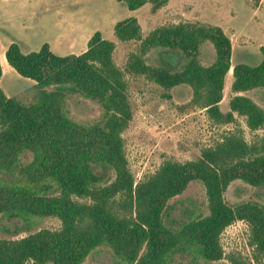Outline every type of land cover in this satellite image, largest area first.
I'll return each instance as SVG.
<instances>
[{
	"label": "trees",
	"instance_id": "16d2710c",
	"mask_svg": "<svg viewBox=\"0 0 264 264\" xmlns=\"http://www.w3.org/2000/svg\"><path fill=\"white\" fill-rule=\"evenodd\" d=\"M135 11L152 4L153 12L169 0H121ZM114 34L122 42L139 41L124 69L114 61L116 45L100 32L80 55L60 56L48 43L24 53L13 42L6 50L9 65L35 81L30 104L8 97L0 87V217L20 220L25 230L35 218L55 217L58 230L42 229L20 239H0V264H84L99 247L108 246L121 264H210L223 259L220 236L230 225L249 227L252 259L230 255L231 264H253L264 257V204H229L225 192L235 180L264 185V108L240 93L264 88V46L257 66L232 65V42L219 26L199 23L162 25L146 37L135 17L119 21ZM209 41L215 61L204 66L200 47ZM155 49L184 59L155 66L146 55ZM233 67L234 96L229 111L220 104L225 78ZM126 74L144 77L168 90L192 89L190 104L204 109L216 124H235L195 160H168L152 175L136 182L125 152L123 132L133 119ZM2 67L0 64V79ZM90 100L103 110L102 121L82 124L65 108L69 97ZM164 97H170L168 94ZM31 159L24 163L25 156ZM114 180L101 185L107 172ZM200 181L209 214L170 219L169 200ZM88 199L89 202L80 201Z\"/></svg>",
	"mask_w": 264,
	"mask_h": 264
},
{
	"label": "rangeland",
	"instance_id": "374dc122",
	"mask_svg": "<svg viewBox=\"0 0 264 264\" xmlns=\"http://www.w3.org/2000/svg\"><path fill=\"white\" fill-rule=\"evenodd\" d=\"M169 1V5L153 12L150 3L132 11L120 0H0V28H4L5 22L10 19L15 23L37 24L40 28L38 38L33 40L32 45L27 46L33 51H39V42L54 40L57 33L56 22L59 20L73 24L84 32L104 26L112 20L122 21L135 17L144 36L148 35L150 27L155 29L169 24L199 23L219 26L230 37L233 43V65L257 66L261 63L263 55L260 48L264 46V0ZM16 34L18 32H15ZM0 35H6L2 29ZM107 37L116 45V65L124 69L129 54L138 51L140 42H122L114 34ZM59 47L64 48L65 45ZM24 48L27 51L25 46ZM59 53L63 56L65 52ZM199 59L204 66H209L215 61L216 51L211 42L201 44ZM146 60L155 66L172 61L177 68L185 62L184 59H176L173 54L162 49L150 51ZM126 79L129 84L128 94L133 119L122 135L129 167L136 182L154 174L165 161L186 162L197 159L204 148L214 146L225 133L235 128V124L214 123L204 109L192 106V89L188 85L166 90L141 76L126 74ZM232 82L231 74L226 78L224 97L220 104L223 112L230 109L229 102L233 97ZM10 86L15 90L28 89L27 84L14 73H7L2 82V87L8 93H12ZM27 92L18 99L30 104L33 102L35 88ZM243 93L264 108V88H255ZM166 94L170 97H164ZM65 110L73 120L82 124L100 122L104 114L96 103L75 96L68 98ZM236 125L243 128L247 141H251L255 135L264 134V129L251 132L242 117H238ZM30 159L31 156L28 155L22 161L26 163ZM0 178L5 176L0 175ZM114 178L113 171L107 172L101 185L110 184ZM225 199L231 205L244 202L264 204V185L254 187L241 180H235L227 188ZM80 201L89 202L88 199ZM168 205L171 216L168 220L209 214L206 189L198 180L192 181L181 195L169 200ZM24 226L20 220H6L0 217V239H20L42 229L58 230L61 228V222L55 217L35 218L28 230H25ZM248 238L249 227L246 222L238 221L227 227L220 236L223 259L210 264H231L229 256L232 254L252 259ZM84 264L121 263L108 246H102L96 249ZM253 264H264V257Z\"/></svg>",
	"mask_w": 264,
	"mask_h": 264
},
{
	"label": "crops",
	"instance_id": "0c3cea01",
	"mask_svg": "<svg viewBox=\"0 0 264 264\" xmlns=\"http://www.w3.org/2000/svg\"><path fill=\"white\" fill-rule=\"evenodd\" d=\"M169 4H170V1L168 2L167 5H169ZM117 22H119V21L112 20V21H109L106 24H104V26L97 27L94 30L82 32L75 25L59 20L56 22L57 33H55L54 40L53 41H46V42L41 41L38 43V47L41 49V47L45 43H48L50 45V49L57 55H60L61 53H59V52H63V51L65 52L63 56L80 55L87 50L88 41L94 35V33L100 32L102 34L103 38L107 39L108 38L107 36L114 34V27H115ZM5 23L6 24H5L4 28H0L6 34V35H0V64L2 67V77L0 79V87L3 89V91L5 92V94L8 97H17L18 98V97H21L23 94L28 93L27 91H29L30 89H34L36 83H35V81H33L31 79L23 78L19 74H17V72L7 62L6 50L11 43L16 42L20 46L21 50L24 53L32 52L33 49L31 47H28L27 45H32L33 40L38 38L40 28L37 24L29 25L27 23V25H26L24 22L15 23V22H12L11 19L9 20V22H5ZM141 29H142V27H141ZM152 30H154V27L149 28V33ZM15 32H18V34L15 35ZM142 36L143 37L147 36V35H145V36L143 35V30H142ZM231 42H232V40H231ZM61 45L62 46L65 45V47L64 48L59 47ZM24 46L27 48V51L25 50ZM232 49H233V43H232ZM57 51H58V53H57ZM2 56L4 57L5 61H3ZM7 73L8 74L14 73L18 77V79H22V82L27 84L28 89H26V91H25V89L24 90H15L14 87L10 86L12 93L6 92V90L2 87V82H3V79ZM232 73H233V67L230 69L226 78L228 76H231ZM226 78H225L224 89L226 86ZM240 95H244V93H240ZM233 96H234V94H233Z\"/></svg>",
	"mask_w": 264,
	"mask_h": 264
}]
</instances>
